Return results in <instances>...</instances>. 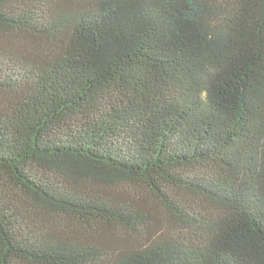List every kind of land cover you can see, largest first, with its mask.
Wrapping results in <instances>:
<instances>
[{
  "label": "trees",
  "instance_id": "obj_1",
  "mask_svg": "<svg viewBox=\"0 0 264 264\" xmlns=\"http://www.w3.org/2000/svg\"><path fill=\"white\" fill-rule=\"evenodd\" d=\"M0 264H264V0H0Z\"/></svg>",
  "mask_w": 264,
  "mask_h": 264
}]
</instances>
